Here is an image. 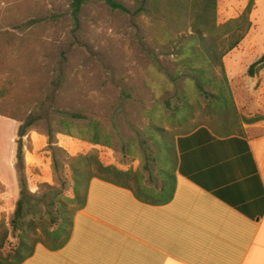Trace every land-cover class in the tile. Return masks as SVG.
Listing matches in <instances>:
<instances>
[{"label": "rangeland", "instance_id": "1", "mask_svg": "<svg viewBox=\"0 0 264 264\" xmlns=\"http://www.w3.org/2000/svg\"><path fill=\"white\" fill-rule=\"evenodd\" d=\"M71 1L0 0V112L32 123L22 138L23 163L24 154L32 150L28 135L46 138L42 155L52 175L44 183L38 169L27 173L24 166L26 203L15 231L10 222L20 197L18 175L15 193L0 186V236L2 229L7 234L0 249L3 261L14 260L20 234L28 247L57 242L50 237L57 203L66 205L68 216L79 205L73 199L70 166L78 156L90 157L73 163L85 176L124 182L120 172H128L127 181L133 183L139 171L155 175L156 156L163 157L156 142L171 146L177 136L200 126L220 135L264 132V67L253 68L252 76L248 73L264 54V0H255L246 37L221 58L225 76L218 57L230 38L221 26L237 18L248 0H216L214 19L207 26L194 0H152L145 4L147 12L137 9L138 0H115L125 12L91 1L81 9L75 26ZM198 27L205 42L197 35L191 41ZM210 45L215 60L213 52L205 51ZM191 68H204L207 79L225 85L226 109L215 107L216 89L209 96L199 92ZM72 114L86 117L80 123L86 135L94 133L90 125L98 124L107 144L79 139L82 128ZM61 119L67 121L66 130L77 145L74 156L57 146L58 137H67L61 133ZM9 129V124L0 123V134ZM18 140L16 133L15 152ZM90 146L94 149L85 152ZM14 166L16 170V160ZM107 166L117 172L101 170Z\"/></svg>", "mask_w": 264, "mask_h": 264}, {"label": "crops", "instance_id": "2", "mask_svg": "<svg viewBox=\"0 0 264 264\" xmlns=\"http://www.w3.org/2000/svg\"><path fill=\"white\" fill-rule=\"evenodd\" d=\"M0 123L10 125L0 134V186L15 193L18 123L1 116ZM28 138L25 171L38 169L39 180L50 182L42 155L47 140L35 133ZM67 138L58 137L57 146L74 156L77 145ZM171 147L173 192L157 166L154 176L139 171L133 183L128 172H120L124 182L93 177L67 239L36 245L20 264H264V132L224 136L200 126Z\"/></svg>", "mask_w": 264, "mask_h": 264}, {"label": "trees", "instance_id": "3", "mask_svg": "<svg viewBox=\"0 0 264 264\" xmlns=\"http://www.w3.org/2000/svg\"><path fill=\"white\" fill-rule=\"evenodd\" d=\"M91 1L102 2L106 6H108L111 10H120L123 12L126 11L125 8L121 4L116 2L115 0H72L71 5H70V11H71L72 21L75 26H77L78 24V16H79L81 9L87 3ZM194 1L199 2V3L197 2V4L200 5V9L202 12L201 19H202L203 24L207 26L209 24V21L210 20L213 21L214 19L216 0H194ZM147 3L152 4V0H138L137 9L142 12H147L148 9L145 7V4ZM254 5H255V0H248L247 5L245 6L243 12L237 18L231 19L221 26V30H223L224 34L228 35L230 38L229 45L219 54V57H218L219 67L223 75H224V67H223L221 58H223L227 53L235 49L250 31L252 27V23L250 21V14L253 10ZM195 35L201 37L202 42H205L203 39L204 37L202 36V32L200 31L199 27L195 29V34L192 35L193 37H191L192 42H194V40L196 41L194 37ZM205 51L208 54L210 52L211 53L213 52L214 54L210 56L211 58H213V60H215L216 53L214 52L213 45H210V48L206 49ZM190 55H192V52L189 53V56ZM188 65H189L188 63H185V66H188ZM256 66L264 67V54L259 60H257L255 63H253L249 67L248 73L250 74V76H252V70ZM189 70H192L197 75V76H194L193 79H194L195 86L199 90V92H201L205 96H209L210 90L216 89V91L218 92V95L216 96L217 103L215 107L218 110L226 109L227 101H228V94H227V91H226L227 89L225 85H223L222 82L215 83L213 80L207 79L205 75L206 70L204 68H201V69L191 68ZM0 116L21 123L18 128V132H17L19 140L17 142V148L15 152L16 174L19 177V183H20L21 190H20V197L16 202L13 218L10 222L12 231H15L19 228V226L21 225V221L23 220L24 205L26 203L25 202L26 183H25V179L23 175L24 163H23V151H22V138L26 134V128L30 126L32 123L24 124L22 119L14 115L8 114V113L0 112ZM70 118L74 120L75 122H77L78 126L82 128L79 132H77V137L79 139L86 141V142H90L93 145L107 144L105 141V135L102 129L99 128L98 124L90 125L94 133L90 135H86V132L84 130L85 126L83 124L82 125L80 124L82 121L86 119V117L80 114H72L70 115ZM60 122L63 128V131L61 133L63 135L72 137L73 135L70 134L66 130L67 121L64 119H61ZM230 135L232 134H229V133L224 134V136H230ZM48 143L49 144L51 143V139L49 137H48ZM155 146L158 152L159 151L163 152V157H161L160 155H157L156 156L157 158L155 159V161H157L158 163L157 164L158 172L162 176L164 183H171L173 185V190H172L173 192L174 186H175V174L174 173H175V167H176V159H175V156L173 155L174 151L172 147L167 143L156 142ZM89 158H90L89 155L78 156L72 160V163L70 165L71 170L73 172V193H74L73 199L74 201H77L79 203V205L77 206V209L82 208L84 204L86 188H87V185L90 179L93 177H101V176H96L92 174L85 176L83 173V170L80 169L79 164H77L78 167L73 166L74 162L80 163L84 161V159L89 160ZM101 168H102L101 170L106 173H110L112 171L117 172L116 169L111 166L101 167ZM101 178H104V177H101ZM162 191H164V187H162ZM172 192L169 195L167 193L166 197H164V194H163L162 198L165 201L170 200L172 197ZM65 209H66V205L58 202L57 209H56L57 215L54 219H51L50 221V226L55 227V229H53L50 232V237L56 240L57 242L61 240L62 241L61 243H63L68 237V234L70 232V218L72 214L75 212V210H77L75 209L70 214V216H68L67 211ZM6 235H7L6 232L3 231L2 229V234L0 236V249L3 248L4 246V243L6 241ZM18 240H19L18 245L16 246L15 249H13L14 260L11 262H8V261H3L0 259L1 264H20L21 262H23L25 259H27L28 257L32 255L34 251V247L27 246L26 241H25L26 240L25 236L20 234V236L18 237ZM61 243H59L58 245H60Z\"/></svg>", "mask_w": 264, "mask_h": 264}]
</instances>
